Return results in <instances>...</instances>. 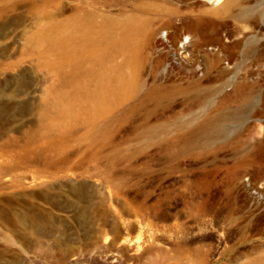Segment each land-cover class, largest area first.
Returning <instances> with one entry per match:
<instances>
[{"label":"rangeland","instance_id":"rangeland-1","mask_svg":"<svg viewBox=\"0 0 264 264\" xmlns=\"http://www.w3.org/2000/svg\"><path fill=\"white\" fill-rule=\"evenodd\" d=\"M206 1L0 0V193L69 196L38 264H264V0Z\"/></svg>","mask_w":264,"mask_h":264},{"label":"bare ground","instance_id":"bare-ground-1","mask_svg":"<svg viewBox=\"0 0 264 264\" xmlns=\"http://www.w3.org/2000/svg\"><path fill=\"white\" fill-rule=\"evenodd\" d=\"M212 1V2H211ZM216 4L212 13L222 16L228 13L232 6L237 5L240 0H207L202 6ZM200 18L199 22H203ZM245 25V24H244ZM188 30H182L181 37L188 36ZM212 44L215 41H207ZM162 45L161 42H158ZM93 195L74 194L71 199L88 200ZM38 196L32 193H0V264H38L51 262L56 253L34 252V242L40 238L51 239L56 237L58 245H63V236L70 227L60 219H57L50 210L63 209L60 200L69 199V196L58 192L40 193V199L44 202H35ZM77 205L73 204L72 206ZM31 212H34L33 214ZM75 223V222H74ZM76 224V223H75ZM82 220L78 219L81 225ZM139 240L140 234L138 231ZM62 240L63 242H60ZM136 241H138L136 239Z\"/></svg>","mask_w":264,"mask_h":264}]
</instances>
